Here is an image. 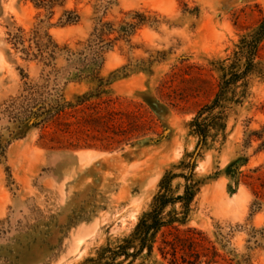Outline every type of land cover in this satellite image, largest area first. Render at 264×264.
<instances>
[{
  "label": "rangeland",
  "instance_id": "374dc122",
  "mask_svg": "<svg viewBox=\"0 0 264 264\" xmlns=\"http://www.w3.org/2000/svg\"><path fill=\"white\" fill-rule=\"evenodd\" d=\"M263 18L264 0H0V264L95 256L169 171L174 196L197 189L187 222L134 264H264V40L205 111Z\"/></svg>",
  "mask_w": 264,
  "mask_h": 264
},
{
  "label": "trees",
  "instance_id": "16d2710c",
  "mask_svg": "<svg viewBox=\"0 0 264 264\" xmlns=\"http://www.w3.org/2000/svg\"><path fill=\"white\" fill-rule=\"evenodd\" d=\"M70 21V20H68ZM107 26L111 23H103L100 27L95 28L93 35L98 41L105 42V35L108 33ZM135 27L134 25H132ZM264 40V18L249 33L245 34L233 55L228 58L229 63L221 66V75L219 79V90L211 105H207L205 111L212 112L216 108H225L227 105L228 92L233 90L239 82H243V86L247 85V78L253 72L258 71L259 63L256 58L260 43ZM222 111H219L220 114ZM195 118L192 122L197 127V131L206 138L209 123L202 125L199 122L200 117ZM211 123L218 118V115L209 116ZM193 174V173H192ZM190 175V177L192 176ZM181 176L174 174L172 171L167 172L160 180L159 192L154 196L149 210L143 212L132 232L115 244H107L102 246L95 256L86 258L80 264H134L136 260L146 252V257L151 256L154 243L158 233L165 227L175 223L184 224L190 211V205L197 194L195 185H186L183 194L174 196L172 194V180ZM189 180V176L183 175ZM181 203L183 210L179 213L175 210L166 211L169 206Z\"/></svg>",
  "mask_w": 264,
  "mask_h": 264
}]
</instances>
